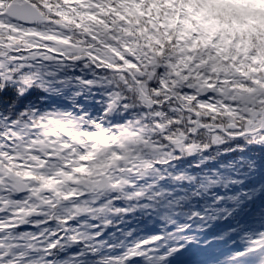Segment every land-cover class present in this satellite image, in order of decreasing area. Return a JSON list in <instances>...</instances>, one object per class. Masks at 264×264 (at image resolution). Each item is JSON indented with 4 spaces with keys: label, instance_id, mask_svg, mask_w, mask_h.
Segmentation results:
<instances>
[{
    "label": "snow or ice",
    "instance_id": "6c2138e0",
    "mask_svg": "<svg viewBox=\"0 0 264 264\" xmlns=\"http://www.w3.org/2000/svg\"><path fill=\"white\" fill-rule=\"evenodd\" d=\"M6 2L22 29L51 22L30 18L45 0H0V20ZM124 59L137 72L114 80L95 48L79 59L51 48L0 51V160L30 147L53 120L86 135L127 127L151 137L141 145L143 170L129 164L122 189L77 193L63 207L53 201L54 214L27 218L29 188L17 190L0 171V264H264V92L225 102L240 124L217 127L191 111L183 121L177 99L218 102L214 74L200 70L206 85L187 74L178 82L167 63ZM47 159L58 158L50 149Z\"/></svg>",
    "mask_w": 264,
    "mask_h": 264
},
{
    "label": "trees",
    "instance_id": "16d2710c",
    "mask_svg": "<svg viewBox=\"0 0 264 264\" xmlns=\"http://www.w3.org/2000/svg\"><path fill=\"white\" fill-rule=\"evenodd\" d=\"M103 2H105V0H102ZM108 2H112V0H107ZM65 3V1L63 0H45V4H46V8L43 9L45 13H47V15H49V17H57V11L62 7V5ZM95 14L97 16L101 15L105 21L110 25L112 24L113 26H116V21L120 18L119 14H114V15H109V14H103V13H98L97 10H95ZM128 16V15H127ZM122 18V17H121ZM123 19V18H122ZM131 21L134 22V24L131 27V32L132 35L136 38L134 40V42H138L140 45H143L145 43L148 44V46H150V49H148L146 52L148 55H155V59H159L161 60L162 57H164V55L169 53V45H168V38L173 36V31L171 30L169 33L165 34L162 33L161 31L158 30H154V31H150L149 29V24L143 20V19H139L138 22H136V20L134 19V17H131ZM246 22H250L249 19L245 20ZM75 25L76 22L74 21ZM71 23V24H74ZM259 23H255L254 24V28H251L250 25L246 26L249 28V33H246L244 31L242 27L241 32L237 33V44L240 43V45L245 44H249V46L247 48V55H244V53H240L239 51H237V57L235 56L234 59H231L229 57H227L228 62H231V64H233V66L238 67L237 73L240 74H251L254 75V68H256L255 70L258 71V74H256L258 79L259 75H263V68H264V53L261 54L260 49H262L264 47V45H262L263 41H257L256 37L253 35V32H257L256 29V25H257V30H258V36L262 35V37L264 38V19L262 17L259 18ZM70 24V25H71ZM137 24V25H135ZM79 25V24H78ZM252 33V36H251ZM139 36H142L141 38ZM264 40V39H263ZM240 41V42H238ZM249 41V43H248ZM242 43V44H241ZM244 44V46H245ZM264 44V42H263ZM257 58L259 60V63L257 62ZM255 62L258 63L262 68L258 69V67H255ZM258 65V66H259ZM231 70H233V67H230ZM167 119V121H165ZM170 120V117L165 116L164 119L161 121L162 122H168Z\"/></svg>",
    "mask_w": 264,
    "mask_h": 264
},
{
    "label": "rangeland",
    "instance_id": "374dc122",
    "mask_svg": "<svg viewBox=\"0 0 264 264\" xmlns=\"http://www.w3.org/2000/svg\"><path fill=\"white\" fill-rule=\"evenodd\" d=\"M132 4H135V2H133ZM131 3H129L128 5H132ZM94 19V18H91V20ZM3 22H6V20L4 18H2V20H0V24L3 23ZM23 31H25V29H23ZM41 33L44 34V37L46 39H54V40H59V41H64L66 38V34L62 31V33H57V34H54L52 32H49L47 29L43 31H41ZM190 61L192 60L191 58H188ZM261 91L258 90V92H252L251 94L249 95H244V97H242L243 99H246V100H251L252 98L255 97V95H258ZM224 95H226L227 93L223 92ZM221 99V96L219 97ZM237 96L234 95L233 97H230V99H236ZM220 99L217 98V101L218 102H213L211 107H209L210 109H214L217 107V105L219 104L220 102ZM236 110L234 108H232V113H234ZM237 113V112H235ZM123 136L121 137V144H122V147L124 148V151H123V154L124 155H120L116 158H109V159H106L103 161H101L100 163L98 164H95V166H91L93 167L95 170L98 171V169H104L106 168V166L108 167H116V165H121V163H127V160H128V157H130L131 159H134V158H139L138 157V152H134L131 154V150L133 149L134 146H137L139 144V142L141 141V133L137 132V133H133L131 131V129L127 130L124 132V134H122ZM125 149H126V153H125ZM133 151V150H132ZM122 154V153H121ZM104 163V165L101 166V164ZM87 168V167H86ZM89 173H93L92 170L90 168L87 169ZM101 171V170H100ZM55 175H60L59 172L57 171V173H55ZM62 175V174H61ZM96 175V173H95ZM63 176V175H62ZM65 176V175H64ZM67 193H71L73 194L74 191L72 190V188L70 190H66Z\"/></svg>",
    "mask_w": 264,
    "mask_h": 264
},
{
    "label": "water",
    "instance_id": "95a60500",
    "mask_svg": "<svg viewBox=\"0 0 264 264\" xmlns=\"http://www.w3.org/2000/svg\"><path fill=\"white\" fill-rule=\"evenodd\" d=\"M13 11H14V5H12L11 8H8L7 11H6V13L9 14V15H11V14H13L12 13ZM30 18L42 20L41 14L39 16H33V17H30Z\"/></svg>",
    "mask_w": 264,
    "mask_h": 264
},
{
    "label": "flooded vegetation",
    "instance_id": "af4514ba",
    "mask_svg": "<svg viewBox=\"0 0 264 264\" xmlns=\"http://www.w3.org/2000/svg\"><path fill=\"white\" fill-rule=\"evenodd\" d=\"M0 171H1V169H0Z\"/></svg>",
    "mask_w": 264,
    "mask_h": 264
}]
</instances>
